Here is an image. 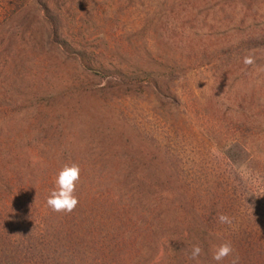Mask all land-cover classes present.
Returning a JSON list of instances; mask_svg holds the SVG:
<instances>
[{"label": "trees", "instance_id": "obj_1", "mask_svg": "<svg viewBox=\"0 0 264 264\" xmlns=\"http://www.w3.org/2000/svg\"><path fill=\"white\" fill-rule=\"evenodd\" d=\"M31 3L51 45L79 61L90 79L58 95H33L35 123H0V264H153L161 250L160 264H230L232 257L213 259L223 242H231L239 264H264V123L225 126L222 140L209 145L217 155L192 160L140 123H75L81 109L64 100L70 94L176 98L156 69L136 67L133 76L94 69L88 52L59 41V18L40 0ZM10 112L0 106V118ZM72 163L81 169L79 203L71 213L53 212L46 200L58 172ZM220 213L233 225L221 224ZM193 245L203 249L198 261L189 259Z\"/></svg>", "mask_w": 264, "mask_h": 264}, {"label": "rangeland", "instance_id": "obj_2", "mask_svg": "<svg viewBox=\"0 0 264 264\" xmlns=\"http://www.w3.org/2000/svg\"><path fill=\"white\" fill-rule=\"evenodd\" d=\"M28 1L22 8L0 0V106L13 111L0 123H35L33 95H58L90 79L79 61L51 45L47 24ZM40 1L59 18V41L88 52L94 69L132 76L136 67L156 69L176 98L70 94L64 100L81 109L75 123H140L180 145L189 160L217 155L209 145L231 123H264V71L257 70L264 68V0ZM176 63L183 65L174 76ZM17 95L23 103L13 106Z\"/></svg>", "mask_w": 264, "mask_h": 264}, {"label": "clouds", "instance_id": "obj_3", "mask_svg": "<svg viewBox=\"0 0 264 264\" xmlns=\"http://www.w3.org/2000/svg\"><path fill=\"white\" fill-rule=\"evenodd\" d=\"M246 65H252L254 60L251 56L244 58ZM258 71H264V68H258ZM33 165L39 163L37 158H33ZM81 169L76 163L71 165H64V167L58 172L55 187L51 190L50 195L46 200V205L53 212L57 213H71L74 211L79 201L77 196L74 194L76 191L77 183L80 180ZM218 220L221 224L233 225V220L226 214L220 213ZM203 249L199 245H193L190 260H197L202 254ZM164 253L161 250L153 259V264H160L163 259ZM232 257L230 264H239V256L234 255V248L231 242H223L217 245L213 252V259L217 262L223 261L224 259Z\"/></svg>", "mask_w": 264, "mask_h": 264}]
</instances>
